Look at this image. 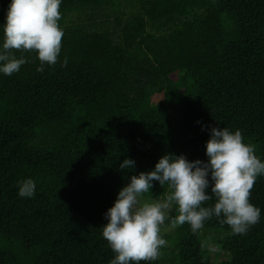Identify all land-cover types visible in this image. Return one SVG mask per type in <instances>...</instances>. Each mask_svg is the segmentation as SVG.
I'll list each match as a JSON object with an SVG mask.
<instances>
[{
    "label": "trees",
    "instance_id": "1",
    "mask_svg": "<svg viewBox=\"0 0 264 264\" xmlns=\"http://www.w3.org/2000/svg\"><path fill=\"white\" fill-rule=\"evenodd\" d=\"M59 10L57 63L40 72L34 51L11 49L29 62L0 73V264H109L103 214L119 189L164 154L206 161L210 127L239 129L264 160V0H62ZM125 158L132 169L119 168ZM25 178L31 198L17 195ZM153 184L143 196L171 191ZM249 200L261 218L246 234L216 217L196 234L185 223L140 264H264V176Z\"/></svg>",
    "mask_w": 264,
    "mask_h": 264
},
{
    "label": "clouds",
    "instance_id": "2",
    "mask_svg": "<svg viewBox=\"0 0 264 264\" xmlns=\"http://www.w3.org/2000/svg\"><path fill=\"white\" fill-rule=\"evenodd\" d=\"M62 0H10L0 44V73L12 75L29 62L23 55L16 58L9 50L35 52L39 60L37 71L45 65L54 66L61 52L64 35L59 25ZM64 57L61 66H66ZM199 123V121H197ZM203 127V126H202ZM205 142L206 161H189L184 154H164L152 170L132 175L119 189L113 205L103 214L102 237L115 253L109 264H140L155 261L167 241L162 230H167L165 219L175 207L178 213L167 228L187 223L192 233L203 228L206 220L216 217L231 229L232 234H246L259 222L261 209L249 197L259 176H264V160L255 154L254 146L243 141L239 129L210 127ZM135 161L125 158L121 170H130ZM156 181L169 191L163 199L141 201ZM19 197L31 198L36 184L25 178L17 184ZM216 198L211 207L205 201Z\"/></svg>",
    "mask_w": 264,
    "mask_h": 264
},
{
    "label": "rangeland",
    "instance_id": "3",
    "mask_svg": "<svg viewBox=\"0 0 264 264\" xmlns=\"http://www.w3.org/2000/svg\"><path fill=\"white\" fill-rule=\"evenodd\" d=\"M153 99H154V100H159V99H163V97H162L161 94H157V95H155V96L153 97ZM150 199H155V198H147V197H145V196H143V195H142V197H141V201H142V202H144V201H148V200H150ZM162 199H163V198H162ZM172 212H173V210L169 213V216L172 214ZM169 216H168V217H169ZM164 225H165V228H166L167 230H162V233H168V234H171V233L174 232V228H171V229L167 228L168 224H166V221H164ZM207 249L210 250V251L214 254V256L216 257V252L218 251V247H217V245H216L215 242H211V243L208 245V248H207ZM221 257H222V255H221L219 258H221Z\"/></svg>",
    "mask_w": 264,
    "mask_h": 264
}]
</instances>
